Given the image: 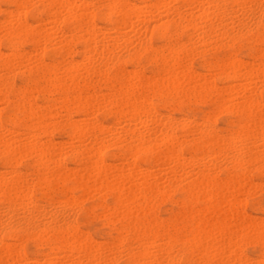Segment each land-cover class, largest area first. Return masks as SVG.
<instances>
[{
	"label": "bare ground",
	"instance_id": "bare-ground-1",
	"mask_svg": "<svg viewBox=\"0 0 264 264\" xmlns=\"http://www.w3.org/2000/svg\"><path fill=\"white\" fill-rule=\"evenodd\" d=\"M0 1V264H264L245 210L264 191V0ZM240 38L242 59L204 58ZM201 103L214 111L177 117Z\"/></svg>",
	"mask_w": 264,
	"mask_h": 264
},
{
	"label": "rangeland",
	"instance_id": "rangeland-1",
	"mask_svg": "<svg viewBox=\"0 0 264 264\" xmlns=\"http://www.w3.org/2000/svg\"><path fill=\"white\" fill-rule=\"evenodd\" d=\"M0 7L3 8V9H7V5L5 3L1 2V1H0ZM248 42H249L248 38L237 39V41H235V43L233 44V46L229 50H227V51H223L222 50V51H218V52L213 53V54H206L204 56V58L209 60V62L212 61L211 63H213L217 58H220V57L230 53L233 56H235L236 58L242 59L244 53L245 52L247 53L248 50H249ZM153 43L157 46V45H161L162 41H160L157 38H154L153 39ZM77 48L80 49L79 46ZM25 49H29V47H25ZM79 49H77V50H79ZM2 51L5 52L6 50L4 48H2ZM75 56H76V59H78V54L75 55ZM245 60L251 61L250 58H246ZM201 61H202V57H200V56L194 57V59L192 61V65L194 67L193 69L195 71L200 72V73L201 72L204 73L205 71L202 70V68H201ZM146 72H147L146 74H148L149 70H147ZM21 83H22V79L17 77L15 79V84L17 86L18 85L20 86ZM241 83H243V82H241ZM217 85L222 87L224 85V83L217 82ZM213 109H214V107H213V104H211V103H208V105H207V103L191 104L189 107H186L181 112H179V114H177V117H182L183 114L186 113V114H195L200 119L203 115H205V114H207L209 112H213L214 111ZM160 114L167 115L168 111L161 110ZM78 118L79 117H75L76 120ZM97 119L99 121L105 122L106 124H109L111 122L110 118L105 119L103 117V114H101V113H99L97 115ZM214 121H215L216 128L217 129L220 128L219 130L222 133H226V132L234 129L235 124H236V120L231 115L217 114V116H216V114H215ZM192 129H193V127L190 128L191 131H192ZM55 140H57L58 142H59V140L60 141L61 140L62 141L66 140V136L64 134H60V135L55 137ZM109 162H111V161L109 160ZM140 165L143 166L144 168L147 167L146 162L140 163ZM68 166L72 167V164L70 162H68ZM161 181L162 180H159V182H161ZM256 182H258V181H256ZM177 194L174 195L173 201H163L161 203L159 202L158 203L159 206L156 204L157 207H155V213H156V215L159 218H161L163 220H167V218L168 219L172 218L173 216H175L177 214V212L179 210V206L176 203V201L179 199V194L178 195ZM252 197L253 198H250L248 200V202H250V204L247 203V206L245 207L246 213L249 216H251V217L256 216L254 218L264 219L263 218L264 217V191L256 192ZM107 200H108V202H111L112 198L109 197V199H107ZM251 200L253 202H251ZM92 203H93L92 201H88L86 203V206H88V205L91 206ZM255 204H257V207L255 206ZM259 208L260 209L262 208V209L260 210ZM77 219H79V221L82 223L81 229L83 231H85L91 238H93V241L95 243H104V242H106L105 240H107V231L108 230L103 225V221H101L99 219H96L94 217L87 218L84 221V219L82 218V215H78ZM23 248H24V252L27 254V256L32 257V255H34L36 252L39 251L40 247L38 245H36L34 242H32V241H27V242H25L23 244ZM111 248H112L113 251H116V246L112 245ZM42 249L46 250L44 248H42ZM246 253H247V255H249L252 258H256L260 254V249L258 247H254V246L248 245L246 247ZM121 256L122 255L119 254V256H118L119 258L117 259L115 264H127L125 258L121 257ZM186 264H191V263H186Z\"/></svg>",
	"mask_w": 264,
	"mask_h": 264
}]
</instances>
